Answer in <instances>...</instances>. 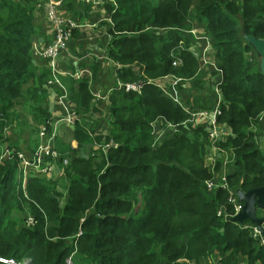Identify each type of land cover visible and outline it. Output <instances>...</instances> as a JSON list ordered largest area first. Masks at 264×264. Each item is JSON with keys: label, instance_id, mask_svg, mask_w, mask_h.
<instances>
[{"label": "trees", "instance_id": "1", "mask_svg": "<svg viewBox=\"0 0 264 264\" xmlns=\"http://www.w3.org/2000/svg\"><path fill=\"white\" fill-rule=\"evenodd\" d=\"M191 1L113 0L116 33L108 54L128 62L116 68L120 80L143 77L130 70L131 62H139L146 76L170 72L196 79L189 50H175L182 63H170L172 44L190 38L199 48L206 42L212 45L223 97L217 120L229 129L219 144L228 146L232 155L227 183L242 190L264 185V150L254 141L258 125L263 122L264 127V76L258 61H251L253 47L243 36L264 38V0H195L192 7ZM36 2L0 0V153L4 146L14 154L19 150L9 134L15 105H27V118L38 124L50 117L43 91L47 72L37 74L33 58V36L40 28L33 16ZM185 28L204 37L195 38ZM156 29H161L158 35ZM85 79L76 80L74 90L64 79L76 101L74 109L85 107L90 97ZM198 82L194 85L200 89ZM201 97L185 92L181 99L197 108L208 104ZM106 111L116 145L86 157L76 155L78 147L91 141L76 122L75 148L57 140L61 159H69L64 188L52 177L29 176L25 195L17 158L0 161L1 256L28 258L31 264H68V258L73 264H236L238 258L264 264V246L242 222L215 214L228 191L207 190L203 183L211 175L204 165V130L179 126L180 131L151 144L149 121L157 116L183 119L186 113L179 104L147 82L140 93L112 89ZM13 211L23 218L14 217ZM27 214L34 216V224L25 223ZM209 256L217 259L208 263Z\"/></svg>", "mask_w": 264, "mask_h": 264}, {"label": "built area", "instance_id": "2", "mask_svg": "<svg viewBox=\"0 0 264 264\" xmlns=\"http://www.w3.org/2000/svg\"><path fill=\"white\" fill-rule=\"evenodd\" d=\"M83 1L85 3L90 2L93 4L99 2V0ZM59 2L60 0H46L45 2L46 17L50 22L53 34L52 40L44 47H41L39 49H37L35 46L34 47L47 62L48 73L46 82L47 84L56 86V97L59 107L61 108V113L51 115L45 122L38 125V138L36 142L32 144L31 147H29V150L14 149V154V151H12L13 149L4 146L0 153V161L5 159L6 157L15 156L17 158V174L21 180L22 189L24 190L29 176L52 177L55 179V177L64 174V167L68 163L69 159L68 157H64L63 159H61L56 142L57 140H60L59 135L61 132L62 124L74 125V122L78 121L79 119V116L76 113V109H74L73 104L70 101V94L64 82V77H70L75 80H80L83 77L89 79L91 76V71L86 66L77 67L74 70H62L58 67V58L60 52L65 49L67 41L72 36V29L77 25L72 19H69L60 13ZM183 30L185 32L193 33L196 36L195 38L204 37L203 34L197 33L194 29L185 28ZM208 47L209 44L208 42H206L201 48V51L199 53L200 64L197 70L201 66L207 65L214 70L213 72L220 73L221 75L220 68L206 53ZM175 50V46H172L170 49V63L173 66L180 63V57L177 55ZM72 57L77 58V55L72 53ZM99 57L100 59H104L106 57V54L100 55ZM121 65H123V67L127 66L120 62L116 63L117 67H120ZM132 68L137 69V71H141L140 65L136 63L132 66ZM179 79L180 78H173L167 74L159 76L157 80L149 77L139 78L135 80H120L119 77H116L114 79V87L110 86L106 91L111 92L112 89L115 88L122 92L140 93L145 83H153L161 91L162 94L171 99L172 102L179 104L185 111L186 115L179 121L169 120L161 116H157L153 120H150L149 124L153 136L151 144L159 143L165 136L180 131L179 126L185 127L190 124V126H200L204 130L207 143L210 147H212L214 150H222L223 148L221 147L219 142L221 140L223 141L224 137L229 132L225 133L223 130L224 123H221L217 120V116L218 114H220V104L223 102V97L218 87L220 79L213 85L212 92L214 99L211 106L197 108H191L184 105L182 99L173 92L171 85ZM91 95L94 99L102 98L104 96V94L99 90L92 91ZM109 119L110 117L108 111H106L103 114L102 122H109ZM88 135L90 136L91 141L86 145L92 152L97 150L104 151L108 146L116 145V143L111 138L110 132L97 129L94 133L89 132ZM107 135H109V137H107ZM227 148L228 150L225 149V152H230V148L228 146ZM204 165H206L211 172V175L203 180L206 189L214 191L218 188H224L228 191L225 200L217 206L215 214L217 216L223 217L229 215L231 218V216H233L240 210L242 201L237 197L235 189L228 185L226 178L227 171L222 168L220 164L218 166V160L213 154L204 155ZM63 194H66V192L64 191ZM227 206H230L231 211L226 210ZM261 211L264 213V208H262ZM262 217H264V215H262ZM34 222V216L31 214H27V216L25 217V223L28 225H32L34 224ZM241 222V226L247 228L249 235L255 238L259 244L264 246V234L261 233L258 227L249 220H243ZM262 224L264 226V220ZM216 259L217 258L214 256H209V258H207V261L209 263H212ZM21 261H17L14 258L4 257L0 255V262L3 263L21 264Z\"/></svg>", "mask_w": 264, "mask_h": 264}, {"label": "crops", "instance_id": "3", "mask_svg": "<svg viewBox=\"0 0 264 264\" xmlns=\"http://www.w3.org/2000/svg\"><path fill=\"white\" fill-rule=\"evenodd\" d=\"M45 2L46 0H37L33 12L34 21L38 26H40L39 30H37L33 36V58L35 60V64L37 65V74H39L41 71L48 73L47 62L40 55L37 49L44 47L52 40L53 37L50 22L46 17ZM59 3L60 13L67 18L72 19L77 25L72 29V36L67 41L65 49L60 52L58 58V67L62 70H74L75 68L82 66H86L89 69L91 68L90 78L85 79L86 88L90 93V97L87 100L85 107L82 108L77 106L76 113L79 116V119L76 121V123L79 124L86 133H94L97 129L110 132V123L102 122V119L109 103L110 92H107L106 90L108 87L113 86L114 79L116 77L118 78L115 69L117 67L116 63H119V61L113 59L108 54L107 50L110 44V39L112 38V34L116 33V31L112 30L113 22L111 18V13L113 12L115 4L113 0H99V2L96 4L90 2L85 3L83 0H60ZM192 26L198 31L203 32V29H201L199 26L196 27L193 23ZM166 28H168L170 31H173L171 27ZM156 30L157 32L154 33L158 35L161 30ZM172 45L176 47L177 52L178 50L182 51V49H186L187 51L189 50L191 55H193L196 63L195 72L193 74L197 77L194 79L192 76L184 77L170 72L163 73L170 75L173 78H180L171 85L173 92L177 94L179 98H181L185 92H197L202 95V102L204 104H206V102L208 103L203 107L211 106L214 99H212L213 85L220 79V73L209 72L208 66H201L197 70L200 64L199 53L202 47L199 48L198 43L196 44L194 40H190V38H188L187 41H184L183 39L178 38ZM72 53L76 54L77 58H73ZM206 53L208 56L213 58L212 45H209ZM103 54H106V57L104 58V65H102L103 61L99 57ZM127 63L124 64L126 65ZM181 63L182 57L180 58V63L175 66H178ZM134 64L135 62L129 63L130 70L140 76H143L142 78L149 77L157 80L159 76L163 75L159 74L157 76L151 77L146 76L143 70L137 71V69H133L132 66ZM64 79L67 80L69 89L71 87V89L74 90L78 82L75 83L76 80H73L70 77H64ZM196 80L200 81L198 82L199 84H202L200 89H197L194 85ZM94 90H99L104 94V96L102 98L94 99L91 95L92 91ZM43 91H45L48 99L50 116L60 114L61 108L55 99L56 86L47 84L45 79ZM72 94L73 93H71L70 90V101L72 102L73 107H76V101L73 99ZM260 125H258V127H260ZM223 130L225 133L229 132V129L225 124L223 126ZM59 138L60 141L72 146L71 143L76 142L73 136V124H62ZM204 146V155L213 154L221 167L227 172L233 168L231 154L229 151L225 152V149L228 150L227 147L223 148L222 150H214L209 146L207 141L204 143ZM223 157L226 158L224 159ZM241 263L242 262H240V264ZM188 264L192 263L190 262Z\"/></svg>", "mask_w": 264, "mask_h": 264}, {"label": "rangeland", "instance_id": "4", "mask_svg": "<svg viewBox=\"0 0 264 264\" xmlns=\"http://www.w3.org/2000/svg\"><path fill=\"white\" fill-rule=\"evenodd\" d=\"M195 4V0H192L190 2V6H194ZM161 30V29H160ZM250 58L251 61H258L259 60V54L253 49L250 53ZM136 64H139V62H135ZM14 113H15V117H14V121H13V126H12V130L9 132V134L12 136V139L14 140V142H16L19 146V149H25V150H29L32 144H34L38 138V123H36L34 120H30L28 119V110H27V105H23V103H19L17 105H15L14 107ZM261 120L263 119V115L261 116ZM254 141L255 144L263 151V145H264V127H263V122H261L260 127L257 129V132L255 134L254 137ZM72 147H76V142L75 143H71ZM65 145H69V144H65ZM75 145V146H74ZM222 148H225L227 146H224L221 144ZM90 149L86 144H83L82 147H78L77 153L76 155L81 156V157H86L90 154ZM232 157V155H231ZM224 159L226 157H223ZM218 166H219V162H218ZM231 170V169H230ZM230 170H228V172H230ZM67 172H66V168L64 167V174L55 177V182L58 181V183L60 184L61 188H64V184H67ZM19 179V176H18ZM19 182H21V180L19 179ZM235 189V188H234ZM60 190V189H59ZM58 190V191H59ZM23 192L25 194L26 190L23 189ZM60 203L64 202L66 195L63 194V192L60 193ZM27 195V193L25 194ZM61 203V204H62ZM262 208H256V214L259 216L264 215V213L261 211ZM13 216H18L19 218L22 217L23 218V214L22 213H18L17 211H13L12 212ZM22 221V219H21ZM224 257V256H223ZM211 259V258H210ZM19 261V260H17ZM21 264H26L29 263L30 261L28 260V258H24ZM208 262V261H207ZM240 262H242L241 264L244 263V260L241 258H238V261H236V264H240ZM209 263V262H208ZM186 264H188V262H186ZM246 264V263H245Z\"/></svg>", "mask_w": 264, "mask_h": 264}, {"label": "water", "instance_id": "5", "mask_svg": "<svg viewBox=\"0 0 264 264\" xmlns=\"http://www.w3.org/2000/svg\"><path fill=\"white\" fill-rule=\"evenodd\" d=\"M243 36L259 54L258 68L264 76V38L250 34H244ZM235 192L242 201V206L238 212L231 216V220L236 222L249 220L264 234V226L262 224L264 219L256 214V208H264V185L251 187L246 190L236 188ZM67 262L68 264H73L69 258Z\"/></svg>", "mask_w": 264, "mask_h": 264}]
</instances>
